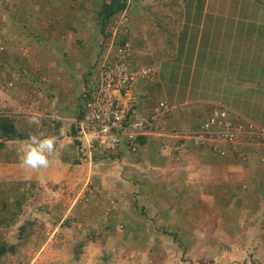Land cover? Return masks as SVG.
Listing matches in <instances>:
<instances>
[{
    "label": "crops",
    "instance_id": "obj_1",
    "mask_svg": "<svg viewBox=\"0 0 264 264\" xmlns=\"http://www.w3.org/2000/svg\"><path fill=\"white\" fill-rule=\"evenodd\" d=\"M179 1L186 12L175 15L171 11L167 27L164 23L160 27L161 19L154 20V0L138 1L144 15L134 8L130 15L132 32L127 38L133 50V64L151 65L157 70L154 83H138L141 103L134 114L151 115L159 102L166 101L171 110L159 121L163 132L145 136L142 150L131 155V159H126L130 154L124 148L108 157L106 168L100 164L107 180L110 181L113 169H124L125 178L137 184L135 194L144 199L145 205L143 212H137L142 227L161 230V236L168 238L169 243L183 249L191 245L192 254L197 253V245L206 246L208 259H217L229 247L232 251L226 255L244 259L245 253L248 258L246 249L251 253V246H264V144L255 148L242 140V157L225 144L228 155L220 156L203 153L192 139H177L171 131L195 130L214 108L226 109L242 122L264 127V0H216L214 5L211 0H193L191 5L188 0H168L163 4L177 6ZM36 4L32 2L30 6L36 10ZM148 4L151 7H146ZM60 6L67 15L52 24L51 19H58L56 7ZM79 6L69 0H44L43 13L31 16L41 30L30 24L29 18H23L21 26L31 28L19 29L17 20L4 14L10 17L11 21L6 19L10 26L15 24L13 68L31 65L27 63L29 58L19 56L20 46L28 44L32 51L28 56L41 68V77L36 78L44 82L37 80L43 92L36 97L28 95L30 84L25 78L15 80L13 96H0V106L10 105L5 102L13 99V117H39L40 127L34 124L35 134L43 131L59 137L48 168L30 169L20 162L13 163V179L36 180L41 185L46 181L64 182L60 190L64 195L70 189L72 175L83 165V160L76 161L79 150L72 127L100 58L101 35L96 36V29L89 36L92 17L83 15ZM26 10L31 11L30 7ZM197 11L200 14H195ZM16 17L21 19L18 13ZM178 18L181 24L174 22ZM98 24L97 21V28L101 26ZM0 28L4 32L7 29ZM159 28L163 30L160 37ZM182 37L186 39L184 46L179 45ZM197 71L201 72L199 78ZM21 142H17L20 147L24 145ZM85 161L93 167V160ZM137 165H141L138 170ZM91 169L87 172L90 177L94 175ZM168 229L172 237L167 235ZM139 232L137 238L146 235L143 230ZM259 238L262 241H257Z\"/></svg>",
    "mask_w": 264,
    "mask_h": 264
},
{
    "label": "rangeland",
    "instance_id": "obj_2",
    "mask_svg": "<svg viewBox=\"0 0 264 264\" xmlns=\"http://www.w3.org/2000/svg\"><path fill=\"white\" fill-rule=\"evenodd\" d=\"M70 1L80 5L79 10L82 11L83 15L87 14L88 18L91 15L93 27L91 26L89 29V36L92 37L93 32H96L93 30L97 29L96 36L99 34V36L101 35L100 39L103 38L107 26L102 30L101 26L97 28L95 25L97 21L99 22L103 0ZM138 1L142 0H128L130 7L127 14L129 18L130 15H133L132 11L135 10V7L138 8L135 12L139 11L140 15H144L139 9ZM211 1V4L214 5L216 0ZM32 2H36L37 6L35 8H39L35 10L32 5L30 6ZM154 2L152 5L156 8L154 20L158 21V19H161L159 22L160 27L162 26L161 23H164V26L167 27L166 23L171 11L175 15L186 12L181 9V1H179L177 6L174 4L165 6L163 2L167 3L168 0H154ZM188 2V5H191L193 0H188ZM20 3L25 4L20 6ZM148 5L146 7H151V4ZM157 5L159 7H156ZM27 7H30L31 11H27ZM43 7L44 0H0V26L7 27V29L4 28L5 32L0 28V96L3 98L13 96L14 81H21L24 78V80H27L26 84H30L27 90L28 95L35 94L34 96H36L37 93L43 92V86L37 82V80L42 81L41 78L38 79L41 77L39 73L41 68L33 57L28 56L32 53L28 44L24 47H21L20 44L18 45L22 50L21 52L19 51V56L29 58L27 63L31 65L13 68V25L15 24L10 26V23L6 20L8 18L4 16L6 13L10 17L15 18L14 21L17 20L18 28L20 26L19 29L24 28L23 30L31 28V26H21L24 23L23 18H29L30 24L34 25L37 30H41V27L36 26L35 21L31 20V16L43 13ZM31 8L34 10L32 11ZM56 8L58 19H51L52 24L63 21L64 16L67 15V10L64 11L61 6ZM69 8H71L70 5ZM158 8L159 10L157 11ZM17 13L21 15V19H17ZM23 14H26L25 17H23ZM145 14L149 15L148 13ZM195 14L200 13L197 11ZM10 17L8 21H11ZM174 22L181 24L179 18L177 20L174 19ZM98 25H100V22ZM160 31L163 32L159 28L158 37L161 36ZM6 32L8 34L3 36ZM8 35L10 40L6 39ZM30 38L34 39L36 37L31 36ZM21 40L26 41L23 38ZM185 40L183 37L180 38L179 45L184 46ZM38 44L40 47V43H37V46ZM202 59L204 58L200 60ZM200 73L197 71V78H199L198 74L200 75ZM37 75L39 76L38 78H36ZM9 100L5 103L10 105L0 106V112L13 116V99ZM133 117L138 118L136 115ZM21 143L25 144V141ZM131 155L125 156L126 159H131ZM85 160L87 159L83 160V165L77 171L78 173L72 175L68 185L70 189L65 191V195L60 191L64 182H42L40 197L33 199L30 204L25 206L26 212L22 218L24 220L26 217H33L38 220L39 224H43L40 236L36 241L37 244L35 241H31L27 246L25 245L22 248V255L18 258L22 262L19 263V260L15 257H9V264H243L246 260H250L251 264H255L256 261H253V258L264 259V249L260 245L251 246L250 249H257V251H251V253L246 249V246H243L246 249V255L249 254L248 258H245V253L244 259L239 258L240 255H226L227 251H232V247H229L217 259H208L205 252L206 246L197 245V253L192 254L189 250L191 245L184 247L187 249H183L181 245L169 243L168 238L161 236V230L147 229L141 226V222L137 218V212H143L142 207H145V205L142 202L144 199L137 197L135 194V191L137 192L138 190L137 184L125 178L126 171L123 168V172L121 169H113L109 181L106 177L107 173H105V165L108 166L109 164L107 157L104 160H94L92 162L93 167L89 164L91 162ZM100 162L104 164L105 168L101 166ZM139 167L141 165H137L136 169L138 170ZM88 169H91L94 173L91 177L87 173ZM0 179H13V163H0ZM85 194L86 197L82 198ZM66 220H68V223L64 224L63 221L65 222ZM129 222L134 224H129ZM108 224L111 225L110 229H106ZM141 230L146 232L145 238H141V236L137 238ZM170 230L168 229L167 235L172 237ZM155 233L159 235H155ZM10 236L16 237L15 234L10 233L7 241ZM153 236L154 239L152 238ZM19 241L17 238L11 244H17ZM257 241L260 242L262 239L259 238ZM235 248L239 247L236 246ZM213 249L214 247L210 248V251ZM202 251L204 252L202 253ZM252 255H257L258 257L252 258Z\"/></svg>",
    "mask_w": 264,
    "mask_h": 264
},
{
    "label": "built area",
    "instance_id": "obj_3",
    "mask_svg": "<svg viewBox=\"0 0 264 264\" xmlns=\"http://www.w3.org/2000/svg\"><path fill=\"white\" fill-rule=\"evenodd\" d=\"M131 30L125 10L108 21L106 33L100 39L95 76L85 89V97L75 118L80 140L78 148L84 159L92 161L95 153L113 155L124 148L132 155L139 153L143 148L141 138L161 134L159 121L170 113V105L161 101L153 114L133 117L141 103L138 83H154L157 70L151 65L137 67L133 64V50L127 43ZM171 134L177 139H192L203 153L220 156L228 155L225 144L238 152L239 157L244 156L240 146L242 140L255 148L264 144V127L242 122L223 108H214L195 130H172Z\"/></svg>",
    "mask_w": 264,
    "mask_h": 264
},
{
    "label": "trees",
    "instance_id": "obj_4",
    "mask_svg": "<svg viewBox=\"0 0 264 264\" xmlns=\"http://www.w3.org/2000/svg\"><path fill=\"white\" fill-rule=\"evenodd\" d=\"M129 7L128 0H103L98 19L102 30L112 17L119 16L125 10L127 12ZM29 121L24 117H13L0 112V163L19 162L18 149L21 147L17 145V142H24L30 135L35 134V125ZM72 132L79 147L80 140L77 137L75 126L72 127ZM141 141L143 144L145 143V136L141 138ZM111 155L95 153L93 161L102 160ZM84 158L83 153L79 151V157L76 161L82 162ZM41 186L40 182L31 179H0V264H9V257H15L21 263L22 260L18 258L23 253L22 248L31 241L36 242L40 236L43 224H39L38 220L33 217H26L24 220L22 218L26 212L25 206L30 204L33 199L40 197ZM63 223H68V220L63 221ZM110 226L108 224L106 229H110ZM10 233L15 234L20 240L17 244L8 243L7 237ZM252 250L257 251L254 248ZM249 261L246 260L243 264H251ZM253 261H256L255 264H264L260 258H253Z\"/></svg>",
    "mask_w": 264,
    "mask_h": 264
},
{
    "label": "clouds",
    "instance_id": "obj_5",
    "mask_svg": "<svg viewBox=\"0 0 264 264\" xmlns=\"http://www.w3.org/2000/svg\"><path fill=\"white\" fill-rule=\"evenodd\" d=\"M40 127L39 117H32L29 121ZM59 137L48 135L43 131L28 137L27 143L18 149L19 162L30 169H46L50 158L55 153Z\"/></svg>",
    "mask_w": 264,
    "mask_h": 264
},
{
    "label": "water",
    "instance_id": "obj_6",
    "mask_svg": "<svg viewBox=\"0 0 264 264\" xmlns=\"http://www.w3.org/2000/svg\"><path fill=\"white\" fill-rule=\"evenodd\" d=\"M16 240H17L16 237L10 236L8 242L11 244V243L15 242Z\"/></svg>",
    "mask_w": 264,
    "mask_h": 264
}]
</instances>
